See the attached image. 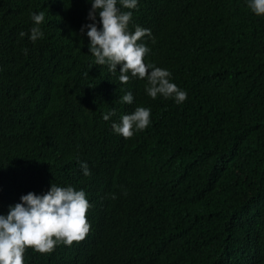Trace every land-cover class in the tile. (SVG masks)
Returning <instances> with one entry per match:
<instances>
[{
    "label": "trees",
    "instance_id": "1",
    "mask_svg": "<svg viewBox=\"0 0 264 264\" xmlns=\"http://www.w3.org/2000/svg\"><path fill=\"white\" fill-rule=\"evenodd\" d=\"M91 6L0 0V215L52 184L91 205L83 241L27 248L24 264H264V16L248 0H118L129 32H151L144 62L187 93L178 104L96 64ZM137 107L151 122L125 139L112 124Z\"/></svg>",
    "mask_w": 264,
    "mask_h": 264
},
{
    "label": "clouds",
    "instance_id": "2",
    "mask_svg": "<svg viewBox=\"0 0 264 264\" xmlns=\"http://www.w3.org/2000/svg\"><path fill=\"white\" fill-rule=\"evenodd\" d=\"M118 0H92L88 19L93 23L82 27L87 28L89 51L98 65H108L109 71L115 72L120 65L119 80L128 83L132 77L147 79V94L155 99L158 94L165 98H173L176 103L187 99V93L170 82L171 73L144 62L150 49L138 43L143 37L151 36L148 29L136 26L134 33L129 32L128 25L132 12H121L117 7ZM126 9H135L138 0H119ZM248 7L257 16H264V0H248ZM99 16L102 27L95 23ZM45 18L44 12L33 14L32 19L37 25L31 29L30 39L37 40L43 33L38 27ZM21 37L24 32L19 34ZM26 51V50H25ZM151 69V70H150ZM122 102L131 104V92L122 97ZM116 115L115 110L103 115L108 121ZM151 111L145 107H137L131 114L122 115L120 123H113L115 133L125 139L131 138L134 131L146 129L151 122ZM85 176H89L87 163L81 162ZM20 203L10 206L8 214L0 215V264H24V253L32 248L38 253L46 254L54 251L57 244L71 246L74 242L83 241L90 231L86 213L91 207L83 190L73 187H60L52 184L50 190L43 195L29 192L21 196Z\"/></svg>",
    "mask_w": 264,
    "mask_h": 264
}]
</instances>
